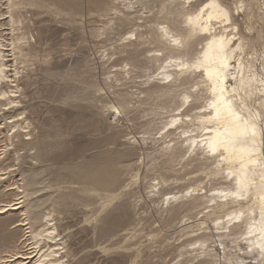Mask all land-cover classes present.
Instances as JSON below:
<instances>
[{
  "label": "rangeland",
  "instance_id": "rangeland-1",
  "mask_svg": "<svg viewBox=\"0 0 264 264\" xmlns=\"http://www.w3.org/2000/svg\"><path fill=\"white\" fill-rule=\"evenodd\" d=\"M100 1L0 0V208L11 205L0 214V262L31 243H22L30 209L39 215L37 231L52 220L70 264H260L230 249L231 237H214L236 206L229 197L210 200L232 179L223 161L217 165L222 158L185 142L199 143L209 131L196 118L207 112L209 95L199 73L184 75L186 85L161 82L163 67L178 68L161 45L135 40L157 26L162 2L193 10L206 0H108L119 8L115 19L113 11L98 12ZM222 2L241 5L231 43L243 41L240 75L246 80L250 71L253 87L250 97L238 93L257 108L264 102V0ZM202 44L194 36L188 55ZM162 86H175L167 103L148 95ZM183 89L191 95L184 103ZM174 115L184 122L163 128ZM96 192L109 194L105 205ZM174 194L185 197L161 205ZM179 206L178 223L168 229ZM205 236L214 243L200 251Z\"/></svg>",
  "mask_w": 264,
  "mask_h": 264
},
{
  "label": "bare ground",
  "instance_id": "bare-ground-1",
  "mask_svg": "<svg viewBox=\"0 0 264 264\" xmlns=\"http://www.w3.org/2000/svg\"><path fill=\"white\" fill-rule=\"evenodd\" d=\"M186 4V2H162L158 11L157 26L149 32V36L144 37L142 34L135 35V40L141 43L161 45L163 50L167 52L168 59L171 62L173 61L172 66L178 68L177 71L169 72L166 71L167 66L163 67L164 70L158 74L161 82L168 80L173 84L180 81L183 82L185 79L184 75L195 72L199 73L200 84L198 85H201L209 95L205 105L207 112L203 115L199 114L196 118L200 121L199 126L209 131L202 135L203 139L199 143H195V139L189 136L185 139V142L188 143L187 148L189 150L195 144L194 147L197 148L199 153L203 155L211 153L213 157L222 158L221 161L216 160L217 165L223 161L228 175L232 179L229 187L219 190L221 196H210V200L229 197L226 201L236 206V209L226 216L227 220L222 221L216 226L217 230H224L225 232L219 233L214 237L220 243L224 239L231 237L230 249H236L239 252L245 250L246 256L252 254L254 255V257L251 255L253 258H261L259 263L264 264V102L259 104V108H252L245 101V97H241L238 93L240 90L245 93L248 91L247 95L250 97L249 95L252 92L251 87H253L249 82L253 80L250 71H248L246 80H243L240 75V72L243 70V52L240 44L243 41L236 45L231 43L234 34L238 30V25L236 26L233 14L241 5L235 4L234 7H231L223 3L222 0H206L197 8L188 10L187 6H185ZM115 5V3H109L108 0H101L97 6L98 12L104 15V13L113 11V16H111L112 19H115L119 15V8ZM247 30L250 31L251 26L248 25ZM196 35L200 37L203 44L196 56L191 58L188 55V47L192 38ZM132 41L129 40V45ZM2 51L3 49L0 44V57L2 56ZM146 61L149 63L150 59H146ZM2 63H0V81L5 78L4 65ZM232 79L234 80V86L231 84ZM166 87L162 86L157 87L156 90H151L148 94L149 97L163 103L164 99L171 98L170 96L174 94L172 87L175 86L169 89ZM178 90L180 89L178 88ZM185 91H188V89ZM189 91L183 95V103L190 98ZM164 101L166 102V100ZM156 105L160 106L158 103ZM177 119V115H174L170 121L166 123L161 122V126L165 128V125H170L176 122ZM178 120L181 123L184 122L182 119ZM207 125H209V128H207ZM211 154L209 155L211 156ZM100 194L98 193V195ZM108 195H100L101 198L98 197L102 200L103 205L110 199ZM183 197L185 195L177 196L174 194L173 197L164 199L161 205L163 206L165 203L173 204L174 201H178ZM18 204L15 203L12 206L17 207ZM99 204L101 203L99 202ZM10 206L9 204L1 207L0 214L5 213V208ZM181 208L180 206L176 209L173 208V211L179 212L175 215L173 213L174 218L172 216L171 220L168 218L170 221L167 223L168 229L178 223H175V217L181 214ZM28 212L30 218L28 217L29 219L27 220L32 222L27 224L29 225L27 227L28 231L23 234L24 239L21 241L24 245L25 243L27 244L28 240H31V243L29 242L26 245L27 249L25 251L20 250L10 255L5 262L0 263L70 264L67 259V252L63 251L64 245L58 243L59 239L57 238L59 235L56 226L51 224L52 220L47 219L43 228L37 231V227L34 226L39 222V215L37 212L30 211V209ZM179 225L176 229L186 226L183 221L179 222ZM8 237L10 236L8 235ZM11 237L14 238L12 235ZM42 241L45 243V250L39 244ZM212 243H214L213 239L205 236L200 240L198 249L205 251L209 246L211 247ZM225 253L227 261H230L235 254L232 255L233 252L231 253V250ZM238 255L235 257L238 260H242L241 262L243 263L246 256ZM234 260L233 258L232 261Z\"/></svg>",
  "mask_w": 264,
  "mask_h": 264
}]
</instances>
